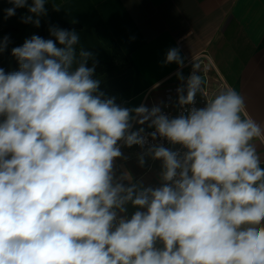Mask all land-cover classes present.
Here are the masks:
<instances>
[{"label":"clouds","instance_id":"obj_1","mask_svg":"<svg viewBox=\"0 0 264 264\" xmlns=\"http://www.w3.org/2000/svg\"><path fill=\"white\" fill-rule=\"evenodd\" d=\"M7 2L5 19L26 9L21 22L37 28L46 4L60 10ZM48 32L11 48L18 70L0 67V264H264V127L244 96L224 88L196 107L201 66L186 78L171 47L162 65L177 66L179 114L126 107L100 90L75 29ZM133 146L140 167L162 161L158 187L118 174Z\"/></svg>","mask_w":264,"mask_h":264},{"label":"crops","instance_id":"obj_2","mask_svg":"<svg viewBox=\"0 0 264 264\" xmlns=\"http://www.w3.org/2000/svg\"><path fill=\"white\" fill-rule=\"evenodd\" d=\"M30 2V0H29ZM60 8L54 11L46 4L47 16L41 18L46 34L54 25L75 29L86 50L95 59L108 61L116 46L132 67L131 96L139 106L151 107L166 102V91L177 87L175 64L163 66L166 51L179 47L186 57L182 69L187 78L191 64L211 63L210 75L218 74L228 88L245 98L249 116L264 127V0H55ZM12 7L0 0V38L9 36L7 51L0 54V67L13 58L11 48L32 24H24L20 17L26 9L4 18V9ZM59 23V26H58ZM50 37V36H49ZM51 38V37H50ZM206 55V56H204ZM169 103L176 106L177 94L172 91ZM258 151L264 156V144L257 141ZM129 157L117 161L119 171L127 170L133 182L142 181L155 187L160 181L161 161L146 160L138 165L136 153L140 150L122 149ZM123 165L122 168H119ZM264 166V165H262ZM127 215L138 209L128 205ZM143 211L142 209H139Z\"/></svg>","mask_w":264,"mask_h":264},{"label":"trees","instance_id":"obj_3","mask_svg":"<svg viewBox=\"0 0 264 264\" xmlns=\"http://www.w3.org/2000/svg\"><path fill=\"white\" fill-rule=\"evenodd\" d=\"M59 26V23H58ZM64 28L66 29L69 27L68 24H64L63 25ZM32 35H39L45 39H49L50 37L46 34L45 28H44V24H40V27H33L31 30L26 31L22 38L20 39V41L18 42V46L22 45L24 43V41L28 38H30ZM14 60V62H17L16 59L13 57L12 58ZM97 63V68H96V73H100V70H98V66L99 65H105L107 69H109L111 66L113 65H125V69L126 72L123 74H119L116 76H109L107 78V80L101 81V85H100V90L103 91L105 93V95L107 96V92L105 91V87L109 86L112 87L113 89H116L118 91H123L126 86L123 82V80L125 82H128V86H131V82H132V67L130 62L128 61L127 57L116 47L113 46L112 48V56L108 61H100V60H96ZM89 66H91V61L89 62Z\"/></svg>","mask_w":264,"mask_h":264},{"label":"built area","instance_id":"obj_4","mask_svg":"<svg viewBox=\"0 0 264 264\" xmlns=\"http://www.w3.org/2000/svg\"><path fill=\"white\" fill-rule=\"evenodd\" d=\"M204 56H206V55H204ZM211 68H212V65L208 61L202 65V71H201L200 75L202 76V79L204 80L203 87H204L205 95L204 96H201L199 94L197 95L196 103H195L196 107H203L205 101L207 99L211 98L213 96V94L218 93L220 90H222L224 88H228L227 83L218 74H215L213 76L209 74V70ZM190 72H189V74H190ZM177 87L167 89V91H166V102L164 104H167L168 107H163V111L166 113H170L172 116H176L180 112V108L177 104L173 108V107H171V105L169 103V100L171 99L170 93L172 91H176ZM148 131H152V129H148ZM157 143H162L163 146H165L166 148H171L173 150L180 148L179 145L173 146V145L169 144L166 139H162V138H158ZM133 147L136 150H140L138 146H133ZM161 166H162V161H161ZM159 185H160V181L156 184L155 187H158Z\"/></svg>","mask_w":264,"mask_h":264},{"label":"rangeland","instance_id":"obj_5","mask_svg":"<svg viewBox=\"0 0 264 264\" xmlns=\"http://www.w3.org/2000/svg\"><path fill=\"white\" fill-rule=\"evenodd\" d=\"M125 65H113L109 69L106 68L105 65H99L98 70H100V73L97 74V77L101 79V81L107 80L109 76H116L119 74H123L126 72V69L124 67ZM18 70V63L14 62V60L11 58L9 60V63L6 67V72H11ZM126 88L123 91H118L116 89H113L112 87H105V91L107 92L108 97H116V102L118 104H122L126 107H135L137 106V103L134 102V100H129L131 96V88L130 85L128 86V82H125L123 80Z\"/></svg>","mask_w":264,"mask_h":264}]
</instances>
